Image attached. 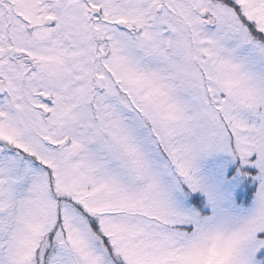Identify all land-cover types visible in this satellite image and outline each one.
<instances>
[{
    "label": "snow or ice",
    "instance_id": "6c2138e0",
    "mask_svg": "<svg viewBox=\"0 0 264 264\" xmlns=\"http://www.w3.org/2000/svg\"><path fill=\"white\" fill-rule=\"evenodd\" d=\"M0 264H264V0H0Z\"/></svg>",
    "mask_w": 264,
    "mask_h": 264
}]
</instances>
